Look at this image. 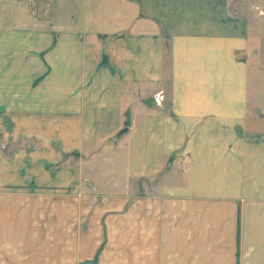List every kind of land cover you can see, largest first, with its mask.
<instances>
[{"label":"crops","instance_id":"obj_1","mask_svg":"<svg viewBox=\"0 0 264 264\" xmlns=\"http://www.w3.org/2000/svg\"><path fill=\"white\" fill-rule=\"evenodd\" d=\"M46 1L51 140L127 208L126 264H264V81L246 10L264 0Z\"/></svg>","mask_w":264,"mask_h":264},{"label":"rangeland","instance_id":"obj_2","mask_svg":"<svg viewBox=\"0 0 264 264\" xmlns=\"http://www.w3.org/2000/svg\"><path fill=\"white\" fill-rule=\"evenodd\" d=\"M249 5L256 32L249 54L254 79L264 81V8ZM22 16L34 22L28 26L33 32L18 25ZM47 21L46 0L0 1V258L9 264H126L134 240L127 208L102 202L95 167L81 168L79 151L64 163L61 145L51 140ZM252 94L264 97V83H253Z\"/></svg>","mask_w":264,"mask_h":264},{"label":"built area","instance_id":"obj_3","mask_svg":"<svg viewBox=\"0 0 264 264\" xmlns=\"http://www.w3.org/2000/svg\"><path fill=\"white\" fill-rule=\"evenodd\" d=\"M154 100L156 103H160L163 100V95L161 92H158L155 94Z\"/></svg>","mask_w":264,"mask_h":264}]
</instances>
